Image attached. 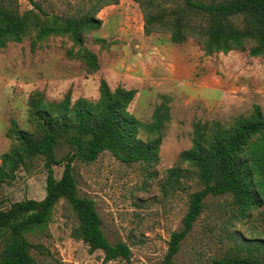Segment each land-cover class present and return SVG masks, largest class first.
Segmentation results:
<instances>
[{"label":"rangeland","instance_id":"rangeland-1","mask_svg":"<svg viewBox=\"0 0 264 264\" xmlns=\"http://www.w3.org/2000/svg\"><path fill=\"white\" fill-rule=\"evenodd\" d=\"M34 1L62 17L100 8L95 13L101 19L100 27L85 34V45L96 53L99 67L90 72L83 61L69 58L66 50L72 41L67 36L52 35L32 47L29 35L0 48V153L12 143L6 134L11 120L30 128L27 101L35 91L55 101L66 93L72 100H96L99 82L104 79L111 89L136 90L127 110L143 122L150 120L155 106L167 96L171 118L163 129L157 162L126 164L107 150H101L92 161H72L78 194L94 200L108 240L129 245V264L158 262L166 252L170 233L180 227L189 193L200 188L194 178H188L185 189L164 193L161 183L166 170L191 146L195 121L230 122L250 113L254 104L264 112V58L250 56L247 50L206 55L194 37L174 44L168 32L145 34L135 0ZM18 3L20 11L33 7L29 0ZM95 36L105 38L107 45L96 43ZM68 150L61 144L56 157H63ZM52 169L59 178L63 163L53 164ZM45 178L41 157L20 167L10 183L0 185V208L26 198L42 199ZM228 203L227 195L206 198L204 210L181 241L175 256L178 263L203 264L223 252L226 241L220 218ZM50 216L42 231L27 234L35 264H126L120 258L104 261L102 251L90 252L87 244L72 237L76 217L64 199L56 203ZM259 218L254 210L234 226L264 236Z\"/></svg>","mask_w":264,"mask_h":264},{"label":"trees","instance_id":"trees-1","mask_svg":"<svg viewBox=\"0 0 264 264\" xmlns=\"http://www.w3.org/2000/svg\"><path fill=\"white\" fill-rule=\"evenodd\" d=\"M29 1L33 7L20 11L18 0H0V48L29 35L32 47L52 35L67 36L72 45L66 55L83 61L90 72L96 71L97 55L86 47L85 34L100 27L101 19L95 16L100 8L62 17ZM135 1L143 15L145 34L168 32L169 41L174 44L194 37L206 55L247 50L250 56L264 58V0ZM94 41L107 45L100 36H95ZM98 91L96 100H72L66 93L58 101L35 91L27 101L30 128L11 120L6 134L12 143L0 153V185L10 183L20 167H28L34 158L41 157L46 169L45 195L39 200L26 198L0 208V264H35L30 253L33 244L27 234L47 226L60 199L66 201L76 217L70 232L73 238L87 244L90 252L102 251L104 261L120 258L129 264V245L123 240L110 242L102 230L94 200L78 194L72 161H92L101 150H107L126 164L157 162L163 129L171 118L169 99L164 95L150 120L143 122L127 110L135 89H111L101 79ZM191 142L188 149L179 153L177 164L166 170L161 188L164 193L185 189L188 178H194L200 188L189 193L180 227L170 233L162 259L152 264H180L175 256L204 210L206 198L225 195L229 196V203L225 216L220 218L226 241L224 250L203 264H264V236L257 232L247 234L234 226L249 218L254 210L264 225V112L254 104L250 113L230 122L197 120ZM61 144L69 150L57 158L56 150ZM59 163H63V170L56 178L52 165Z\"/></svg>","mask_w":264,"mask_h":264}]
</instances>
